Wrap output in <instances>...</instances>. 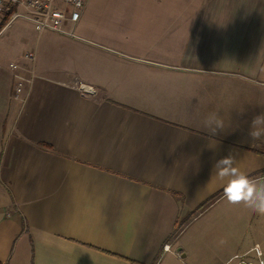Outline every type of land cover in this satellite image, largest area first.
<instances>
[{
    "label": "crops",
    "instance_id": "obj_1",
    "mask_svg": "<svg viewBox=\"0 0 264 264\" xmlns=\"http://www.w3.org/2000/svg\"><path fill=\"white\" fill-rule=\"evenodd\" d=\"M27 20L25 48H0V264L263 257L264 216L228 203L213 165L264 177V0H86L62 33ZM10 63L31 73L24 100Z\"/></svg>",
    "mask_w": 264,
    "mask_h": 264
},
{
    "label": "built area",
    "instance_id": "obj_2",
    "mask_svg": "<svg viewBox=\"0 0 264 264\" xmlns=\"http://www.w3.org/2000/svg\"><path fill=\"white\" fill-rule=\"evenodd\" d=\"M85 1L86 0H0V17L8 13L15 15L18 13L16 10L21 8L26 17L32 22L37 33H42L44 31L62 33V23L68 20L77 21ZM25 57L34 60L32 53H26ZM9 67L13 71V77L15 79L13 98L24 100L21 93L30 83L31 73L26 75L25 70L17 63H10ZM82 91L85 95H90L92 93V90L89 88H83ZM168 246L169 245H164L163 248L168 249ZM254 250L255 254L259 256V249L254 247ZM234 258H236V255L224 264H230ZM258 262L259 264H263L261 259H259ZM239 263L240 262H237V264ZM245 263L253 264L251 261Z\"/></svg>",
    "mask_w": 264,
    "mask_h": 264
},
{
    "label": "clouds",
    "instance_id": "obj_3",
    "mask_svg": "<svg viewBox=\"0 0 264 264\" xmlns=\"http://www.w3.org/2000/svg\"><path fill=\"white\" fill-rule=\"evenodd\" d=\"M264 115L257 116L253 121L251 136L259 139L264 136ZM211 135L215 136L217 130L223 129L222 120L214 118L210 124ZM216 142L210 140L209 147H215ZM216 178L223 184V194L228 203L244 205L254 213L264 216V177L253 178L237 166L235 155L229 154L213 165Z\"/></svg>",
    "mask_w": 264,
    "mask_h": 264
},
{
    "label": "rangeland",
    "instance_id": "obj_4",
    "mask_svg": "<svg viewBox=\"0 0 264 264\" xmlns=\"http://www.w3.org/2000/svg\"><path fill=\"white\" fill-rule=\"evenodd\" d=\"M20 14L18 16L10 15V21H7L5 29L0 33V48H2L4 55L6 58L12 57L15 53H18L19 50L24 47L22 38H33L32 36V30L30 24H28L27 17L23 14L24 12L21 10V8H18L16 10ZM5 18H0V29L3 27V21ZM30 23V22H29ZM34 31V30H33ZM25 48V47H24ZM23 50V48H22ZM253 235H248L246 237V241H251L250 245L253 244ZM263 237L258 236L256 240L261 244V248L263 251V257L261 254V250L257 244H254L252 248L250 249L252 252L247 255L246 257L236 255V258H234L230 264H237V262H252L253 264H259V259L263 261L264 264V240H262ZM253 240V241H252ZM246 244V243H245ZM243 244V245H245ZM234 247H237V243ZM254 247H257L260 251L259 256L255 254ZM165 249V248H164ZM169 249V246H168ZM235 257V255L233 256ZM245 258V259H244Z\"/></svg>",
    "mask_w": 264,
    "mask_h": 264
},
{
    "label": "trees",
    "instance_id": "obj_5",
    "mask_svg": "<svg viewBox=\"0 0 264 264\" xmlns=\"http://www.w3.org/2000/svg\"><path fill=\"white\" fill-rule=\"evenodd\" d=\"M11 14H12V13H8V14L6 15V17H5L4 21H3V24H4V22L7 20V18H8Z\"/></svg>",
    "mask_w": 264,
    "mask_h": 264
},
{
    "label": "water",
    "instance_id": "obj_6",
    "mask_svg": "<svg viewBox=\"0 0 264 264\" xmlns=\"http://www.w3.org/2000/svg\"><path fill=\"white\" fill-rule=\"evenodd\" d=\"M239 264H246L245 262H241V263H239Z\"/></svg>",
    "mask_w": 264,
    "mask_h": 264
}]
</instances>
